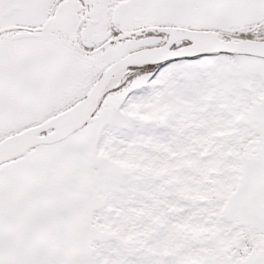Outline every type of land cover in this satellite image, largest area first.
I'll list each match as a JSON object with an SVG mask.
<instances>
[{"label":"snow or ice","instance_id":"1","mask_svg":"<svg viewBox=\"0 0 264 264\" xmlns=\"http://www.w3.org/2000/svg\"><path fill=\"white\" fill-rule=\"evenodd\" d=\"M0 264H264V0H0Z\"/></svg>","mask_w":264,"mask_h":264}]
</instances>
